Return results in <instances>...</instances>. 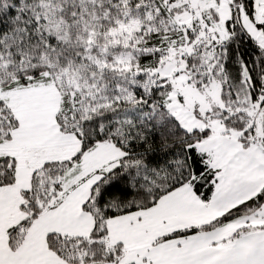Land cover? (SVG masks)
I'll return each mask as SVG.
<instances>
[{"label":"snow or ice","instance_id":"obj_1","mask_svg":"<svg viewBox=\"0 0 264 264\" xmlns=\"http://www.w3.org/2000/svg\"><path fill=\"white\" fill-rule=\"evenodd\" d=\"M0 264H264V0H0Z\"/></svg>","mask_w":264,"mask_h":264}]
</instances>
